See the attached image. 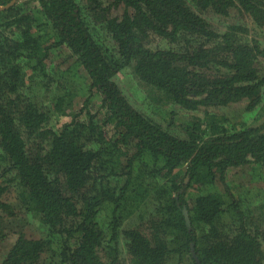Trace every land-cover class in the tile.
<instances>
[{"label":"trees","instance_id":"16d2710c","mask_svg":"<svg viewBox=\"0 0 264 264\" xmlns=\"http://www.w3.org/2000/svg\"><path fill=\"white\" fill-rule=\"evenodd\" d=\"M20 210L40 236H8ZM0 246V264H264V0L0 8Z\"/></svg>","mask_w":264,"mask_h":264},{"label":"rangeland","instance_id":"374dc122","mask_svg":"<svg viewBox=\"0 0 264 264\" xmlns=\"http://www.w3.org/2000/svg\"><path fill=\"white\" fill-rule=\"evenodd\" d=\"M120 79H121L123 88L126 91V94L128 93L134 100L138 102L145 101V96L143 92L141 93L138 90L137 79L135 78L132 72L130 71L126 72L124 75L120 76ZM82 102L83 100H81L80 105H82ZM55 121H57V119ZM58 124H61V123L58 122ZM236 179L241 180V178L239 177H236ZM9 194L10 195H9L8 201L12 202V204L15 205L17 209V207H19L18 202H17L18 200L17 192L14 189L12 192H9ZM20 213L22 214V216L18 215L17 217L12 218V220H10L9 225H8L9 229L7 230L8 236H14V237L17 236L16 232L20 231V229L22 228L29 237L30 236L31 237L40 236L41 228L37 220L38 218L32 217L31 215L25 213L23 210H20ZM3 250H4V246H0V253H2Z\"/></svg>","mask_w":264,"mask_h":264},{"label":"water","instance_id":"95a60500","mask_svg":"<svg viewBox=\"0 0 264 264\" xmlns=\"http://www.w3.org/2000/svg\"><path fill=\"white\" fill-rule=\"evenodd\" d=\"M16 0H11V2H9L7 5L5 6H0V8H6V7H9L10 5H12ZM184 212L186 214V220L188 222V224H190V221H189V216H188V211L186 208H184ZM196 256V255H195ZM197 258V257H196ZM198 260V259H197Z\"/></svg>","mask_w":264,"mask_h":264}]
</instances>
